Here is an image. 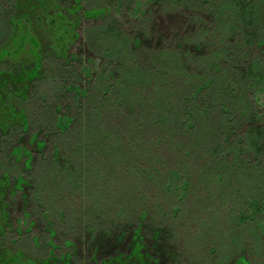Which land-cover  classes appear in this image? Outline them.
Wrapping results in <instances>:
<instances>
[{
  "label": "rangeland",
  "instance_id": "1",
  "mask_svg": "<svg viewBox=\"0 0 264 264\" xmlns=\"http://www.w3.org/2000/svg\"><path fill=\"white\" fill-rule=\"evenodd\" d=\"M191 1L193 0H170L171 6L176 3L172 8L174 12L163 9V0L156 1L146 15L136 21L143 24L145 19L151 17L147 23L149 38L145 39L147 42L144 40L139 52L142 57L139 59L150 60L170 49L180 54L177 51L180 41L186 44L190 36L194 37L200 29H204L207 32V44L201 50L193 46L189 48L191 57L199 59L216 54L220 48L226 52L225 61H221V71L226 69L234 73H245V66L249 63L260 62L263 66L262 78L248 75V82H242L239 81L240 77L235 80L236 76H233L236 84L241 82L244 88H249L248 98L257 99L258 122L263 125L264 48L253 49L248 61L240 59L239 52L242 49L237 48L238 38L228 36L223 42L220 39L223 26L207 13L206 1ZM261 2L264 3V0ZM101 4H108L107 0H86L84 7H97L102 6ZM123 10L126 14H121V22L127 19L132 21L129 11L125 8ZM11 14L13 13H9ZM105 21L110 19L99 20L95 25L98 27ZM6 22L5 17L0 15V32L4 33L0 37V45L7 48L2 54L1 67L10 69L20 65L27 70L37 57L38 50L41 51L40 46L29 36L37 35L38 32L29 29L30 32L25 33L18 22L13 28ZM93 22L83 18L79 29L80 32L83 30V35L80 34L68 43L70 52L76 55L77 60L79 61L78 57L84 60L71 63L79 70L90 65L88 59L91 49L83 39L95 35V32L88 33ZM124 26L125 32L136 34L130 23ZM10 31L14 41L10 40L11 35H7ZM103 41L110 43L106 37ZM97 47L96 50L99 49ZM14 50L17 51L16 54L13 53ZM164 55V59H169L167 54ZM42 56L45 73L43 76L40 73L42 77L33 81L29 94V111L32 112L33 108L37 117H43L44 103L40 95L48 94L53 97L57 88L62 89L68 83L78 82L76 75L72 74L69 60L58 62L50 52H43ZM90 61L97 66L100 64L95 54ZM101 63L103 65L104 61ZM190 66L197 67L195 64ZM58 68L61 73H58ZM95 72L91 71L88 77L82 75L81 82L76 86L89 88L88 82L94 78ZM108 79L112 86L111 92L115 88L120 94L124 93L123 83L127 87L133 82L132 77L128 83H122L116 76ZM136 84L131 93V99L135 103L143 101L141 96L148 95V91L142 92L144 85L140 87L139 82ZM231 94L236 97L235 92L232 91ZM67 95L68 99L62 101L63 110L75 98L73 93ZM234 97L232 96V101ZM122 100L121 96L110 97L104 90L90 101L88 97L86 101L73 102L72 111L75 114L76 110L83 113L82 120L76 121L77 125L68 131L71 133L66 138L61 136L62 138L53 140L50 137L46 140L47 144L41 151L36 150L34 143L28 144L30 136L40 130L38 121L31 124L29 130L21 136L11 138L10 134L6 136L0 133V237L5 236L0 241V260L5 261L2 264H221L218 258L228 253L226 250L229 251L230 247L232 249L233 238L239 236L245 238L244 250L237 254L229 253L230 259L222 264H264V163L252 160L242 153L238 162L244 170L233 174L230 182L215 178L210 184L206 179L200 180L198 188L202 191L195 190V194L191 195L181 189V179L177 181L174 178L169 183V190L165 191L166 195L161 194L158 186L165 182L161 179L165 175L162 166L177 165L179 174H182L185 163L181 157L177 161L175 158H163L160 151L147 152L150 140L147 133L141 141L130 134L123 138L122 135H117L116 131L122 129V125L120 117L115 118V115H120L124 110ZM165 100L167 102L166 98ZM39 101L41 106L39 103L33 104ZM92 114L93 117L97 114L92 122V127H96L97 132L85 135L87 121L84 117L90 120ZM243 131L244 129L238 133L242 134ZM46 135H51L47 128L39 131L40 139ZM230 139V146H234L237 136L232 135ZM14 146H23L28 152L25 154L18 151L17 157L10 153ZM166 150L168 154L171 151L177 152ZM29 156L33 159L25 167L23 162ZM157 156L163 164L160 162V171L155 173V178H150L151 164ZM233 159L235 158L229 152L227 170L224 171L226 174L231 170ZM2 171L7 174L3 176ZM23 194L27 195L28 203H25ZM243 194L246 198L241 204L245 207L241 210L236 204ZM250 194L263 199L261 208L255 211L257 213L252 219L246 217L252 214L246 202ZM240 212L245 216L239 219ZM30 220L33 221V226L29 230L26 224ZM5 221L9 222V226L4 232L1 226ZM23 229L25 234L22 233ZM134 234L136 240H140L139 243H133ZM211 245L215 246V253L211 252ZM143 253L147 256L146 259L142 256ZM8 256L13 258L12 262L11 258L7 259ZM42 258L46 261L40 263Z\"/></svg>",
  "mask_w": 264,
  "mask_h": 264
},
{
  "label": "trees",
  "instance_id": "2",
  "mask_svg": "<svg viewBox=\"0 0 264 264\" xmlns=\"http://www.w3.org/2000/svg\"><path fill=\"white\" fill-rule=\"evenodd\" d=\"M85 1L0 0V15L5 17L6 23H9L13 28L18 22L24 28L25 33L30 32L29 29L38 32L37 35L30 34L29 36L41 48V51L38 50L36 54L37 57L33 59V64L27 70L20 65L9 69L1 67L2 54L7 51V48L0 45V133L2 132L6 136L10 134L11 138L16 135L21 136L29 130L31 124L38 121V128L40 130L47 128L51 135H46L40 139L39 130L30 136L28 144L34 143L36 150L41 151L47 144L46 140H49L50 137L53 140H58L62 138L61 136L66 138L71 133L68 131L77 125L76 121L82 120L83 113L77 110L76 114L73 113L71 108L73 102L86 101L88 97L90 101L91 98L98 96L105 90V93L110 97L121 96V99L123 98L122 103L125 105L124 110L120 112L121 114L115 115V118L120 117L122 125V129L116 131L117 135H122L123 138L126 134H130L133 138L141 141L143 135L147 133L150 135L147 152L156 153V151H160L164 155L163 158H175L177 161V158L181 157L182 162L185 163L182 174H179L177 165L162 166L165 175L161 179L165 182L158 186L161 194H165L169 190V183L174 178L177 181L181 179L183 183L181 189L191 195L195 194V190H200L198 185L201 184L202 180L206 179L207 183L210 184L214 182L215 178L230 182L233 174L244 170L241 163L238 162L242 153L252 160L264 163V124L258 122L260 118L257 111V99L248 98L249 88L246 89L241 85V82L236 84V81L233 80V76H236L235 80L240 77L239 81L242 82H248V75H254L257 79L262 78L263 66L260 62L249 63L245 66V73L240 71L234 73L226 69L221 71V61L222 59L225 61L226 52L220 48L217 49L216 54L212 53L199 59L191 57L189 48L193 46L201 50L202 46L207 44L205 38L207 32L204 29L202 31L200 29L194 37L192 35L189 37L190 39L186 40L188 46L180 41L181 44L179 43L177 46V51L180 54L175 53L176 50L170 49L168 52H164L169 59H164L163 53L143 61L139 59L142 57L141 54L139 56V52L143 47L144 40L149 38L147 23L151 17L145 19L143 24L136 21L146 15V12L153 7L154 2L161 0H107L108 4H101L102 6L97 7H84ZM163 1V9L174 12L172 8L175 7L176 3L171 6L170 0ZM203 1L207 3V13L223 26V34L220 39L223 41L228 36L238 38L237 48L238 50L242 49L239 52L240 59L244 58L248 61L253 49L264 48V3L261 2L262 0ZM124 8L133 17L132 21L127 19L125 22H128L125 23L119 19L121 14H126ZM9 13L13 14L9 15ZM83 18L94 21L89 27L88 33L95 32V35L83 40L91 49L89 51L90 59L95 54L100 64L97 66L88 59L90 65L79 70L76 65L72 66L71 63L84 60L81 57H78L79 61L77 60L76 55L70 52V44L68 45V43L78 38L80 34L83 35V30L82 32L79 31ZM106 18L110 21H105L98 27L95 25L97 21ZM129 23L136 30L135 35H132L133 32H125L124 25ZM11 31L7 35H11L10 40L14 41L15 38ZM2 34L4 33L0 32V37ZM104 37L108 38L110 43L106 44L103 41ZM147 40L145 41L147 42ZM97 46L99 47L98 50L95 49ZM16 52V50L13 51L14 54ZM43 52H50L54 60L58 62L69 60L72 74L76 75L78 79L76 84L81 82L82 75L88 77L91 71L96 72L94 78L88 82L89 88H80L76 84L68 83L62 89L54 90L53 97L48 94L40 95V99L42 98L44 103L43 117H37L33 108L32 112L29 111V104H31L29 94L33 81L40 79L45 73L43 70ZM101 61H104L103 65ZM191 64L192 66L195 64L197 67H189ZM58 73H61L60 68H58ZM115 76L122 83L124 81L130 82L129 78L132 77L131 85L129 83L126 87L123 83L122 91L124 93H117L115 88L111 92L112 86L108 77L115 78ZM136 82H139L140 87L144 85L142 92L148 91V95L141 96L143 101H139L140 103H135L131 99L132 87L137 85ZM248 86L251 89L250 83ZM59 87L61 86L59 85ZM107 88L110 91L107 90V92ZM232 91L235 92L236 97L231 94ZM68 93H73L75 98L70 100V103L63 110L62 101L68 99ZM232 96L234 101H232ZM32 97L35 98L33 95ZM37 103L40 104V101L33 102L34 105ZM113 106L114 104H112ZM117 112L119 113V111ZM89 113L88 111V116ZM95 116L97 114L94 117L92 114L90 120L84 117L87 121L86 129H84L87 132L85 135L97 132L95 130L97 128L92 127ZM242 129H244L243 133L239 134L238 132ZM232 135L237 136L234 146H230ZM81 137L84 136L81 135ZM23 146L12 147L10 153L16 156L18 151L26 154L28 150L26 151ZM54 149L57 153V148ZM166 149L177 152L171 151L168 154ZM229 152L235 159H233L231 170L226 174L224 171L227 170ZM69 155L72 157L71 154ZM32 159V156L27 157L23 162L24 166L26 167ZM160 162L163 164L159 156L154 157L150 178L152 176L155 178V173L160 171ZM29 169L31 170V167ZM5 173L7 174V172L2 171L3 176ZM181 175H183L182 178H179ZM259 175L262 174L259 173ZM23 197L25 203H28L27 195L23 194ZM245 198L244 194L239 198L236 204L237 208L245 207L241 204V202L244 203ZM262 200L255 194L248 196L246 199L247 207L252 214L246 217L252 219V216L257 213L255 211L261 208ZM238 214L239 219L245 216L242 212ZM26 225L30 230L33 221L30 220ZM7 226H9V222L5 221L1 226L4 232ZM48 229L51 230V228ZM23 232L25 234L24 229ZM4 237H0V241ZM132 238L133 243L140 242V240H136L135 234ZM244 239L243 236L233 238L232 249L230 247L229 251L226 250L228 253L218 258L219 263L222 264L230 259L229 253L242 252L245 245ZM210 247L211 252L215 253V246L211 245ZM4 255L5 250H3ZM0 256H2L1 252ZM142 256L144 259L147 258L144 253ZM10 258V262H12V257L8 256L7 259ZM45 261L42 258L40 263ZM4 262L0 260V264Z\"/></svg>",
  "mask_w": 264,
  "mask_h": 264
}]
</instances>
